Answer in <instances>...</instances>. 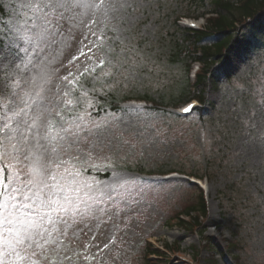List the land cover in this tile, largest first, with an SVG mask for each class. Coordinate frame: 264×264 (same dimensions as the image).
Wrapping results in <instances>:
<instances>
[{
  "label": "rangeland",
  "instance_id": "rangeland-1",
  "mask_svg": "<svg viewBox=\"0 0 264 264\" xmlns=\"http://www.w3.org/2000/svg\"><path fill=\"white\" fill-rule=\"evenodd\" d=\"M188 1L105 0L99 10H80L77 23L80 20L84 23H78L72 33L65 32L57 50H46L44 55H56L66 64L78 53L82 42L87 43L84 25L94 17L96 24L92 28L98 35L102 33L109 38L104 54L112 59L117 74L111 93L117 98L148 95L158 103L170 97L176 101L185 89L184 66L165 61L161 39L172 32L175 17L205 12L202 7L197 11L191 9ZM2 2L6 4L7 0ZM208 4L209 0L206 7ZM2 10L0 34L33 15L28 8L17 12L7 7ZM253 28L256 31L253 38L246 29L242 31L244 37L240 38L250 40L242 55H233L234 42L228 60L219 59L214 65L216 71L205 93L203 122L193 114L185 118L175 116L182 104L176 109H166L169 113H161L160 106L139 100L120 104L122 110L141 107L146 116L136 119L116 112L115 116L122 117L124 122L117 121L106 133L104 143H97L93 162L103 165L108 162L103 157L111 156L119 166L118 171L125 170L130 177L139 178V186H130L121 193L138 203L98 230L93 222L101 247L111 238L116 240L96 257L99 264H144L146 237L155 247L175 251L167 250L168 259L156 264H196L194 259L198 264H264V41L261 25L255 23ZM22 34L34 39L30 25ZM182 36L178 32L177 37ZM88 39L95 40L91 36ZM96 54L101 55L99 50ZM226 63L227 71L222 67ZM3 112L0 106V114ZM106 112L109 117L113 114ZM92 116L102 121L106 113L93 111ZM139 168L205 174L206 179L198 185L203 189L207 207L201 227L184 230L174 217L194 200L195 191L185 184L183 176H150L140 174ZM95 173L104 172L92 170L91 174ZM91 236L89 232L80 234L78 240L70 239L72 264H85L82 258L77 260L76 253L83 252L84 244L96 243ZM233 238L239 241L236 251L228 246ZM211 246H220L224 254ZM90 251L95 254L96 249Z\"/></svg>",
  "mask_w": 264,
  "mask_h": 264
},
{
  "label": "snow or ice",
  "instance_id": "snow-or-ice-1",
  "mask_svg": "<svg viewBox=\"0 0 264 264\" xmlns=\"http://www.w3.org/2000/svg\"><path fill=\"white\" fill-rule=\"evenodd\" d=\"M104 5L105 0H0L11 12L33 13L0 34V264H72L70 239L89 232L96 243L84 244L76 257L92 264L116 243L111 238L101 247L93 222L98 230L138 203L121 193L139 186V178L118 171L111 156L103 157L108 161L103 165L93 162L97 143H104L117 121L124 122L115 113L107 116L101 103L117 79L112 59L104 54L109 38L92 28L93 17L84 25L87 43L66 64L44 55L57 50L65 32L84 23H77L80 10ZM29 25L34 39L22 34ZM249 45V39H237L233 55L239 57ZM222 67L227 71L228 64ZM94 110L105 111L106 118L96 121ZM121 111L136 119L146 116L137 106Z\"/></svg>",
  "mask_w": 264,
  "mask_h": 264
},
{
  "label": "trees",
  "instance_id": "trees-1",
  "mask_svg": "<svg viewBox=\"0 0 264 264\" xmlns=\"http://www.w3.org/2000/svg\"><path fill=\"white\" fill-rule=\"evenodd\" d=\"M207 0H189L187 6H192L196 9L202 7L205 9V13H210L212 16L207 21V26L200 30H189L180 28L177 24L178 17H175L172 24V32L166 33L165 38H162L163 43V57L168 63L182 64L184 66V83L185 89L181 90L176 101L174 97H170L169 100L160 102L159 105L165 108L177 107L179 104L189 100L197 99L201 105L200 109H197L193 116H197L200 121L205 120L206 112L203 107L206 105L205 93L209 86V81L213 77V73L216 71L214 65L217 60L226 61L230 55V49L232 44L239 39L244 29L247 30V35L251 38L255 34L254 24L261 25L262 39L264 41V0H237V3H232L229 0H209V6L206 7ZM190 12V11H189ZM0 13L3 15L2 7H0ZM247 26V27H246ZM178 32H182V38H178ZM244 37V36H243ZM193 62L200 63V70L197 72L194 82L191 84L188 80V74ZM190 89V90H189ZM129 96L124 98H117L113 93L109 97H105L106 102H101L104 105L106 111L111 113L120 112L122 109L119 103L125 99H129ZM132 98V97H131ZM137 99L153 102V98L148 95L137 97ZM173 99V100H171ZM106 103V104H105ZM94 112H97L94 110ZM99 112V111H98ZM161 113H166L160 111ZM140 173L160 175L168 174L170 172H177L179 174L202 179L204 175L198 173L169 170V171H147L142 168L137 169ZM99 178H108L107 173H95ZM185 184L193 187L194 200L189 205L184 207V211L177 212L174 217L177 219V225L184 229H195L201 227V220H204L207 216L206 201L202 191L190 182L185 181ZM194 216H190V215ZM187 219V220H185ZM191 232V230H189ZM230 242L228 246L230 250L238 248V240ZM204 242H206L204 240ZM208 243V242H207ZM210 243V242H209ZM210 245V244H207ZM206 245V246H207ZM213 249L218 250L222 255L224 254L220 246H211ZM216 247V248H215ZM175 252L174 249L165 248V252L154 248L150 243H143V259L144 264H156L163 258L168 259L166 251ZM217 252V253H218ZM173 254V253H172ZM159 259L155 261L154 259ZM236 262L239 260L235 257ZM198 264V260L194 259ZM214 264V262H211Z\"/></svg>",
  "mask_w": 264,
  "mask_h": 264
}]
</instances>
